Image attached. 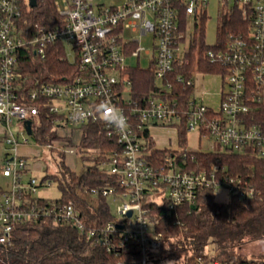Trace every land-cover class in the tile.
<instances>
[{"label":"built area","instance_id":"built-area-1","mask_svg":"<svg viewBox=\"0 0 264 264\" xmlns=\"http://www.w3.org/2000/svg\"><path fill=\"white\" fill-rule=\"evenodd\" d=\"M30 1L0 0V124L12 151L5 156L2 168L3 175L11 177V187L0 194L2 244H11L15 225L43 215L54 216L95 243L108 235L119 246L136 241L140 252L136 264H158L167 252L163 234L156 230L158 218L151 216L145 203L164 197L172 209L194 204L203 188L224 189L240 198L261 193L251 178L219 172L218 166L187 169L188 149L180 147L177 137L176 143L161 145L154 129L177 135L179 123L185 121L187 131L198 130L217 144L215 151L249 152L264 158V0H52L61 18L52 26L28 21ZM213 6L219 14L240 12L241 21L229 24L222 41L217 29L214 40L205 37L209 45L205 56L222 70L202 72L197 60L189 77L176 75L177 82L194 87L183 104L173 83L162 80L177 65L188 63L189 54L199 59L200 40L195 41L193 50L191 47L193 31L188 35V47H181L187 39L185 21L193 17L197 29L201 16ZM146 35L150 47L142 45ZM51 52L71 64L79 62L78 70L70 71L69 79L61 82H43L29 74L25 79L29 88L21 92L22 57L45 61ZM141 56L149 61L159 87L155 94L139 100L131 94L127 69L132 65L127 60ZM200 73L220 78L215 104L206 103L195 93ZM108 104L127 118L123 134L101 118V109ZM41 105L53 115L52 124L59 136L46 145L50 149L77 155L85 128L93 122H100L108 137L117 139L119 148L109 153L107 166L118 175L121 190L105 187L89 192L108 196L110 205L117 203V216L101 228L87 225L72 201L42 206L33 200L39 197L38 186L47 181L42 184L35 178L24 179L30 163L19 147L29 145L32 134L27 133L24 121L39 114ZM14 117L22 122L17 132L12 129ZM65 129L67 133H63ZM157 148L172 149V154L153 164L150 158ZM115 247L107 246V250ZM208 264L225 263L213 260Z\"/></svg>","mask_w":264,"mask_h":264},{"label":"trees","instance_id":"trees-1","mask_svg":"<svg viewBox=\"0 0 264 264\" xmlns=\"http://www.w3.org/2000/svg\"><path fill=\"white\" fill-rule=\"evenodd\" d=\"M26 17L29 22L36 21L48 26L57 21L61 22L52 0H38L27 12ZM208 18L207 13L201 16L195 29L194 42L191 44L193 50L195 41L200 40L199 59L192 53L189 54L188 63L177 65L174 71L162 80L164 83H173L175 92L183 104L193 93L194 87L177 82V74L182 73L189 77L197 60L202 72L222 70L218 63L211 62L205 56V50L209 47L205 43ZM239 21L240 12L222 13L217 25L219 40L222 41L225 37L230 23L238 24ZM78 63L71 64L67 60H61L52 52L45 61L25 55L21 59L23 86L20 91L26 92L29 88L25 80L29 74L38 76L43 82H61L69 79L70 71L78 70ZM127 74L132 81L131 94L135 99L140 100L155 94L154 91L159 87L151 67L132 65L127 69ZM170 96L172 97V91ZM29 101L37 102L33 99ZM40 108L39 114L31 117L32 138L37 144L47 145L59 136L52 124L53 115L44 105ZM187 133L185 121L179 123L177 138L182 148H186ZM117 148V139L108 137L100 122L88 123L77 145V154L83 161L91 159L93 162L78 172L66 162L64 151L51 149L59 174H48L41 182L43 184L48 179L56 180L61 196L55 199L40 196L33 200L42 206L53 201H72L87 225L103 227L115 218L109 197L98 193L93 202L85 197V193H89L92 188L101 190L105 187H116L121 190L118 175L109 171L107 166L110 161L109 153ZM171 154L172 149L157 148L151 154L150 160L153 164H158ZM186 159L187 169L198 171L218 166L219 172L249 177L261 193L252 198L228 194V199L222 201L217 198V191L213 188H203L199 190L194 204L183 203L172 209L164 197L145 203L151 216L158 218L156 230L163 234L164 249L167 252L165 259L158 264H208L213 260L225 264H264V257L252 258L241 256L239 253L247 244L264 242V158L249 152L225 154L215 150H187ZM4 191L5 189L0 187V194ZM110 245L117 247L107 250ZM119 245L109 235L104 241L95 243L85 234L79 233L70 223L58 221L54 216L43 215L13 227L11 244L0 242V264H136L140 258L139 244L130 241ZM209 245L215 249V257H211L208 252ZM237 249L239 251H236Z\"/></svg>","mask_w":264,"mask_h":264},{"label":"rangeland","instance_id":"rangeland-1","mask_svg":"<svg viewBox=\"0 0 264 264\" xmlns=\"http://www.w3.org/2000/svg\"><path fill=\"white\" fill-rule=\"evenodd\" d=\"M32 7H30L31 9ZM221 14L217 12V6H213V9H210L208 13V20L206 21V32L205 37L207 38V41L214 40V37L216 36V29L219 22ZM194 22L195 20L193 17H189L186 19L185 23L187 26V39L186 41L181 45L182 48L188 47L189 41H188V35L190 32L195 34L194 30ZM142 45L146 47H150V37L149 35H146L142 41ZM39 60V59H38ZM128 64H131L133 66L140 65L143 68L149 67V61L144 56H141L140 58L137 57H131L127 60ZM218 86V87H217ZM221 87L220 78L218 76H215L214 74H198L196 76V82H195V93L198 97L202 98L206 103L215 104L217 102V96L216 92L219 91ZM225 88H227V85H225ZM204 90H207L206 93L203 95ZM216 96V97H215ZM22 125V122L18 121L16 117L13 118V127L12 129L17 132L18 128H20ZM63 133H67V129L62 130ZM155 134H161L162 138H165L168 136H172L174 133L172 131L167 132L163 130H157L154 129ZM177 135L174 134V138H172V144L177 142L176 139ZM167 142V140H166ZM165 142V143H166ZM29 145L33 146L35 145V151L30 156H28V160L30 163V169L24 173V179L28 180L29 178H35L38 183L41 182L43 177H45L48 174H59V169L55 160V157L53 153L51 152V149L46 145H40L34 142L32 135L29 139ZM186 148L191 151H200V150H213L217 149V144L213 143L205 134H201L200 131L194 130V131H188L187 133V143ZM12 152L10 149V145L6 143L5 141V132L3 129V126L0 124V187H3L5 190L9 189L11 187V177H7L3 175L2 168L5 162V156ZM66 162L74 168L76 171L81 172L86 165L91 164L93 161L91 159L83 161L81 156L79 154H67L66 155ZM47 182L44 183L41 186H38L36 195L45 197V198H58L61 196V191L59 188V184L54 179H48ZM50 181V182H49ZM217 198L219 200L225 201L228 199V194L224 189H219L217 192ZM85 197L88 198L91 201L96 200V195L92 193H85ZM111 208L115 216H117V203L111 202ZM236 251H239L238 249ZM208 252L210 253L211 257H215L216 251L212 247V245H209ZM241 256H248L252 258H262L264 257V242H255L250 243L241 248L239 251Z\"/></svg>","mask_w":264,"mask_h":264},{"label":"clouds","instance_id":"clouds-1","mask_svg":"<svg viewBox=\"0 0 264 264\" xmlns=\"http://www.w3.org/2000/svg\"><path fill=\"white\" fill-rule=\"evenodd\" d=\"M101 118L104 122L114 127L120 133H124L127 128V118L114 106L105 105L102 109Z\"/></svg>","mask_w":264,"mask_h":264},{"label":"crops","instance_id":"crops-1","mask_svg":"<svg viewBox=\"0 0 264 264\" xmlns=\"http://www.w3.org/2000/svg\"><path fill=\"white\" fill-rule=\"evenodd\" d=\"M156 129L157 130L159 129V130H163L164 131V129H161V128H156ZM157 136H158V142L161 145H163L166 142V140H167V142H169V143L172 144V138H174L172 136H168V137L165 138L166 140L164 141V138L161 137L163 135L158 134ZM34 151H35L34 145L33 146H30V145H22V146L19 147V152L21 154H23V155H26L27 157L30 156L32 153H34Z\"/></svg>","mask_w":264,"mask_h":264},{"label":"water","instance_id":"water-1","mask_svg":"<svg viewBox=\"0 0 264 264\" xmlns=\"http://www.w3.org/2000/svg\"><path fill=\"white\" fill-rule=\"evenodd\" d=\"M31 6H35L36 5V0H31L30 1ZM25 124V128L27 130L28 134H32V120L31 119H27L24 121ZM129 215H131V211L129 212Z\"/></svg>","mask_w":264,"mask_h":264}]
</instances>
